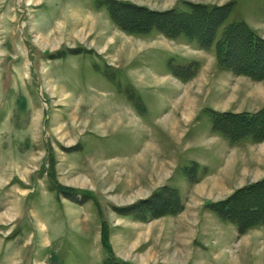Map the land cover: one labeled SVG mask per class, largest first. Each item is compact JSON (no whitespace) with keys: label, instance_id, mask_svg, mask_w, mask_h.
<instances>
[{"label":"rangeland","instance_id":"rangeland-1","mask_svg":"<svg viewBox=\"0 0 264 264\" xmlns=\"http://www.w3.org/2000/svg\"><path fill=\"white\" fill-rule=\"evenodd\" d=\"M184 1L181 10L198 4ZM231 3L220 16L264 36V0ZM110 7L117 15L113 0H0V264H264V227L240 235L204 204L258 182L264 141L242 143L215 189L195 192L204 171L190 161L194 142L208 149L211 109L260 111L264 80L219 68L215 45L127 33ZM120 11L130 29L148 22L143 12ZM237 46L234 54L253 57ZM172 64L192 77L184 83ZM162 184L188 195L179 217L126 214ZM244 200L237 209L264 212V198Z\"/></svg>","mask_w":264,"mask_h":264},{"label":"trees","instance_id":"trees-1","mask_svg":"<svg viewBox=\"0 0 264 264\" xmlns=\"http://www.w3.org/2000/svg\"><path fill=\"white\" fill-rule=\"evenodd\" d=\"M113 2L117 6V15L115 9L110 7V16L123 31L143 35L154 32L162 34L171 40L185 38L189 41L197 42L199 48L206 51H209L215 45L219 68L230 71L235 75L249 77L254 81L264 80V67H256V61L264 62V39L247 24L242 22L231 23L228 22V16H220L225 10L229 14L231 12L229 6L233 3L223 6L189 3L190 9L187 11L174 8L159 12L131 3H118L115 0ZM120 10L143 12L148 18L141 19V21L147 20L148 22L146 25H141L140 29H130L128 28L129 21L118 16L119 12H121ZM141 21L136 23H142ZM226 23H228L227 26L225 25ZM199 24L202 29H199ZM219 34H221V38L216 41ZM236 41L240 43L236 44ZM240 44L247 47L250 55L253 57H246V53L242 57L239 54H234V51L238 47L237 45ZM232 46L237 47L234 49ZM245 47L244 49H246ZM252 62L254 68H248L247 66H250ZM188 66L190 71L193 72V68L191 69V67H197V64L190 63ZM179 69H182L179 65L176 67L172 64L170 67L172 74L179 77L182 81H188L192 77V74L189 77L184 76V70L182 73V70ZM211 117L213 119V132L221 135L234 146L246 141H252L253 143L264 141V108L256 113H220L212 111ZM255 191L260 193L256 194L258 196L257 199H250L248 196ZM263 193L264 179L235 191L232 196L224 201L210 204L209 209L217 214L222 221L236 225L239 234L243 235L252 229L264 227V212H261L258 206L255 208L250 207L246 212L245 207L241 206L240 209H237L236 206L242 198L245 199L244 203H250V200H258L256 202L260 203V200L264 198ZM84 195L88 196L87 192ZM183 209L184 205L179 190L173 188V186H163L150 198L141 200L129 208H125V211L127 215H131L136 220L148 221L149 219L166 215L176 216ZM230 210L235 211V216L229 214ZM103 234L104 246L108 250L110 249V244L107 239L109 232L106 226H104Z\"/></svg>","mask_w":264,"mask_h":264},{"label":"crops","instance_id":"crops-1","mask_svg":"<svg viewBox=\"0 0 264 264\" xmlns=\"http://www.w3.org/2000/svg\"><path fill=\"white\" fill-rule=\"evenodd\" d=\"M117 1L127 2V3H131V4L133 3L134 5L135 4L136 5H141V4L144 5L145 4V5H147V8H149L150 10H152V11H160V12L168 11V10H171V9H174V8H178V6L181 4V2H185L184 0H158V1H154V2H151V1L144 2V0H117ZM186 1H190V2L198 3V4H205V5H215V4L225 5V4L231 3L234 0H221L220 2H212V3L209 2V1H204V0H186ZM248 26L251 29H253L254 31H256L260 36L264 37L258 31L257 28H254L251 25H248ZM184 83H186V82H184ZM177 108H178V106H177ZM205 110H207V109H205ZM211 110H214V111L220 112V113H224V112L243 113V112H235L233 110L232 111L231 110L220 111L219 109H211ZM248 113H251V111H248ZM197 115L198 114H196L194 117L196 118ZM178 136H179V138H180V136L182 137V135H178ZM182 138H184V137H182ZM207 141H208V143L205 146H208V149H204L205 152H202V151L199 150V147L200 148H204V147H202L200 145L198 140L196 142H194V146L190 147V150H194L195 152L196 151L199 152V153H196L194 155V157H192L193 159H190V161L196 162L198 164V166L202 165V168H203L202 170L204 171V173L202 175H200V177L196 178L197 181H195V183L193 185H191L192 187H194L196 193L199 192L202 188H204L208 184H210L212 186V189H215V187L218 185V183L222 182L221 181V176H222L223 172L225 171L227 165L229 164L228 160L231 157L230 155L231 154L233 155L234 153H236L239 150L238 147H240V145H242V144L237 145V146L232 145L227 139H225L221 135H218V134H215L214 132H212V129L211 130H207ZM197 145H198V147H197ZM163 162L161 163V165L165 166L166 164H164ZM178 164L171 165L172 167L170 166V169H169L170 170V174L167 176V180H166V181L169 180V183H167V184H172V180L176 176V172L179 169L178 167H180V163H178ZM160 167H162V166H160ZM166 167L169 168V166H167V165H166ZM198 172H199V170H198ZM198 172H197L196 175H198ZM262 179H264V175L261 178H259L258 180H256V181H259V180H262ZM184 180L188 181V183L191 184V182L189 180V177L185 176ZM247 183L248 182L246 181L240 187L246 185ZM162 185L157 186L155 189H158V188L160 189L161 187L165 186V185H163V186ZM155 189L149 195H151L153 192H155ZM235 190L236 189L233 188L231 192H229L227 195H225L224 197H221V198H212V197L209 198V196H208L206 201L204 202L205 209H207V211H209L221 223V225H222V222H224V221H222L217 216V214H215L213 211H211L209 209V205L213 204V203L224 201L232 193H234ZM84 192H87L88 196L90 198H92L93 202L90 200L92 203H99L98 195H97V193L94 190L85 189ZM149 195H147V197ZM186 197H188V195H185L184 192L182 191L181 192V199L184 202L188 201V199ZM143 198H141V199L139 198V200H142ZM94 199H95V201H94ZM0 210H1V206H0ZM182 213H180L179 215H181ZM179 215L172 216V217H174V218L175 217H179ZM5 217L6 216H4V218Z\"/></svg>","mask_w":264,"mask_h":264}]
</instances>
